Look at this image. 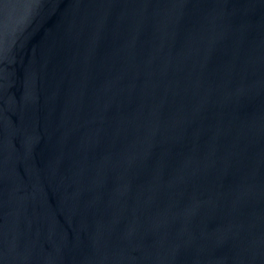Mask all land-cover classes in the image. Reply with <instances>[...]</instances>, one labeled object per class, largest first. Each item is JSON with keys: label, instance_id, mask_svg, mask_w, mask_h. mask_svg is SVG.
I'll list each match as a JSON object with an SVG mask.
<instances>
[{"label": "water", "instance_id": "95a60500", "mask_svg": "<svg viewBox=\"0 0 264 264\" xmlns=\"http://www.w3.org/2000/svg\"><path fill=\"white\" fill-rule=\"evenodd\" d=\"M0 264H264V0H0Z\"/></svg>", "mask_w": 264, "mask_h": 264}]
</instances>
